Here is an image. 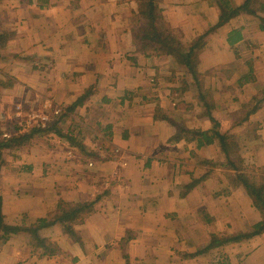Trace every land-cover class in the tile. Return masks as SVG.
I'll list each match as a JSON object with an SVG mask.
<instances>
[{
  "label": "crops",
  "instance_id": "1",
  "mask_svg": "<svg viewBox=\"0 0 264 264\" xmlns=\"http://www.w3.org/2000/svg\"><path fill=\"white\" fill-rule=\"evenodd\" d=\"M245 1L228 0L229 7ZM261 3L252 1L218 26L217 0L161 1L173 39L185 48L200 39L194 80L177 56L138 51L133 29L140 24L132 23L138 0L0 1V75L13 82L9 93L52 97L62 133L94 156L51 135L63 147L46 148L49 166L11 167L10 199L26 205V211L12 209L26 220L20 224L55 221L60 200L93 205L73 227L78 240L59 225L38 233L55 246L51 251L29 239L9 245L25 241L16 235L0 248V264H212L223 257L229 264H264V234L204 251L211 236H236L260 215L222 167L218 144L170 141L175 129L163 117L206 130L211 123L199 95L211 94L210 114L221 127L240 122L254 129L239 155L245 165L264 169V101L245 120L232 110L264 90ZM248 73L252 82L238 86ZM57 153L64 164H57ZM192 181L198 182L190 190Z\"/></svg>",
  "mask_w": 264,
  "mask_h": 264
},
{
  "label": "trees",
  "instance_id": "2",
  "mask_svg": "<svg viewBox=\"0 0 264 264\" xmlns=\"http://www.w3.org/2000/svg\"><path fill=\"white\" fill-rule=\"evenodd\" d=\"M162 0H138V11L135 14L132 23L135 26H139L138 32L133 29V41L138 51L147 52L150 51L154 55L160 56H177L179 63L187 68L193 79H197L196 65L197 57L194 50L199 49L200 39L192 43L189 48L182 47L179 42L173 39L164 29L163 20L160 15L161 10L159 5ZM252 1L246 0L241 8L233 9L229 7L228 0H217L218 7L220 9L219 25L227 23L230 19L237 15V10L247 6ZM259 3V2H258ZM261 10V17H258L260 23V30L264 32V5L259 4ZM180 56V57H179ZM254 78L250 77L248 73L246 76L238 81V86H242L247 83H251ZM13 82L10 79H6L0 82L1 88H10ZM212 95H199V106L204 108V115L211 123L210 128L206 130L189 129L179 121H172L166 116H163L175 129V135L170 140L173 142L183 141L185 143H195L198 148L218 144L221 153L224 156V163L222 167L231 170L233 174L232 183L241 187L245 194L250 199L252 206L257 210L260 215L259 221L255 222L247 231L240 232L236 236H229L226 238H218L211 236L209 242L204 251L219 247L227 246L230 244H237L243 241H247L256 236L264 234V175L257 176L254 174V170L262 171V168H256L254 166H247L239 155L240 147L236 141V137L229 132H223L220 124L212 118L210 110L213 109L214 103L211 101ZM264 101V90L260 91L254 96L248 103L241 105L239 114L244 116L243 120L248 116L255 113L260 109V105ZM159 116V108L156 107L154 118ZM59 119L53 122L46 129H33L30 131H23L18 128L15 135L9 136V138L2 137L0 133V173L6 168L7 162L5 160V153L7 151H15L25 148L30 140L39 134H47L48 136L56 135L58 137H65L70 146L77 147L86 157H94L92 154H88L82 145L78 144L75 140L71 139V136L62 133V129L59 127ZM234 122L231 128L240 127L248 134L254 132V129L250 125L234 126ZM240 125V126H239ZM198 182V181H197ZM197 182L192 181L190 183V190ZM92 203H73L60 200L58 204L59 217L53 222H48L46 219L39 218L34 223L26 226L24 223L21 225H11L5 222L3 218V199L0 195V239L7 240L10 237L16 235H28L29 242L34 248H43L44 250L51 251L55 248L54 245L43 240L39 236V231L52 225H59L64 234H67L71 238L78 240V236L74 232V225L79 223L81 219L91 213ZM212 264H229L226 257L216 261Z\"/></svg>",
  "mask_w": 264,
  "mask_h": 264
},
{
  "label": "rangeland",
  "instance_id": "3",
  "mask_svg": "<svg viewBox=\"0 0 264 264\" xmlns=\"http://www.w3.org/2000/svg\"><path fill=\"white\" fill-rule=\"evenodd\" d=\"M0 1H7V0H0ZM9 1V0H8ZM8 78H4L3 76L0 75V82L5 81ZM12 89V86L10 88H1L0 87V133L2 134V137L9 138V136L15 135L18 132H15L18 130V128H21L23 131H30L33 129H46L49 125H51L53 122H56L58 118L61 115V110H59L58 104L53 100L52 97L48 95L44 96L41 94H27L23 93L19 96H15L12 93H9L10 90ZM214 98L217 96L213 95ZM49 104L50 107L48 109H44V104ZM190 104L192 102L190 101ZM238 105V104H237ZM59 107V108H58ZM58 110L60 111L59 114L53 115V111ZM232 110L236 111L233 113L234 115L239 114V109L232 108ZM232 111V112H234ZM32 115H38L40 118L37 119L40 122V125L42 126L43 122H41L42 117H48V122L44 123V127H39L36 123H28L30 121ZM46 115V116H45ZM182 117V116H181ZM186 118V117H185ZM187 119V118H186ZM190 122V118H189ZM189 128L188 126H186ZM61 128V127H60ZM190 129V128H189ZM223 132H229L233 136L238 135V141L237 143L242 145L244 142V136L247 134L246 131H244L242 128H231V126L227 127H221ZM47 134H39L35 135L29 142V144L25 147L15 151H7L5 153V160L7 162L6 168L2 171L3 173V178H2V188L4 190H0V195L1 193L4 194V205H3V218L6 223L11 224V225H21L20 222L23 219L24 222L26 223V220L21 218V216L17 219V217L14 216V212H12V209H17L20 211H26V205L23 202H20L18 206L10 199V191H11V186L13 185V182L10 181L7 177L12 173L11 167L17 168L20 167L22 168L23 166H28V164H36L38 163L39 166H49L48 161L50 162L48 157V153H45L46 148L52 147V144L58 145V149H61L60 147L62 146L61 141H57L54 139L48 138ZM54 145V147L56 146ZM87 149H91L88 144H84ZM34 150L33 153H28L30 152V149ZM95 148V147H94ZM21 150V151H20ZM66 157H63L62 154H55L54 159L56 160L57 164H64V160ZM79 159V158H78ZM32 160V163H30ZM84 160V159H81ZM52 164V163H51ZM37 165V166H38ZM75 165V164H74ZM248 165H250L248 163ZM38 166V168H40ZM64 166L61 165V172L66 174V170L64 169ZM257 168V167H256ZM58 170V169H56ZM5 171V172H4ZM15 172V171H14ZM25 172H22L23 174ZM41 172H37L38 176H35L36 180L39 181V178H42V176H39ZM255 175H264V169L262 171L260 170H254ZM6 175V176H5ZM33 175V174H32ZM34 176V175H33ZM38 186V185H37ZM2 196V195H1ZM24 223V224H25ZM25 241L24 240H18V241H13L10 242L9 245H13L14 243L16 246L26 244L27 245V239H29L28 235H24ZM7 240H1L0 239V248L3 247L6 243ZM50 243V242H49ZM51 244V243H50ZM222 254V253H221Z\"/></svg>",
  "mask_w": 264,
  "mask_h": 264
},
{
  "label": "built area",
  "instance_id": "4",
  "mask_svg": "<svg viewBox=\"0 0 264 264\" xmlns=\"http://www.w3.org/2000/svg\"><path fill=\"white\" fill-rule=\"evenodd\" d=\"M44 109H48V107H50V105L49 104H44ZM59 112L60 111H58V110H55V111H53V115H57V114H59ZM46 116V115H45ZM40 117L38 116V115H32L31 116V119H30V121H28V123H36L39 127L41 126L40 125V122L37 120V119H39ZM41 122H43V124H42V126L41 127H44V123L45 122H48V117L46 116V117H42L41 118ZM88 166L89 167H92V163H89L88 164Z\"/></svg>",
  "mask_w": 264,
  "mask_h": 264
}]
</instances>
